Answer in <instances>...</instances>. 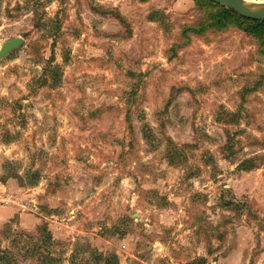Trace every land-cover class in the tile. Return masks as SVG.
I'll return each instance as SVG.
<instances>
[{
  "label": "rangeland",
  "instance_id": "374dc122",
  "mask_svg": "<svg viewBox=\"0 0 264 264\" xmlns=\"http://www.w3.org/2000/svg\"><path fill=\"white\" fill-rule=\"evenodd\" d=\"M201 11L0 0V264H264V58Z\"/></svg>",
  "mask_w": 264,
  "mask_h": 264
},
{
  "label": "trees",
  "instance_id": "16d2710c",
  "mask_svg": "<svg viewBox=\"0 0 264 264\" xmlns=\"http://www.w3.org/2000/svg\"><path fill=\"white\" fill-rule=\"evenodd\" d=\"M196 7L202 9L203 20L195 25H184L181 29V42L176 48H184L192 36L203 37L210 31H221L236 26L245 28L250 36L259 43V57L264 58V21H252L239 16L234 10L227 9L210 0H195ZM205 2H208L206 5Z\"/></svg>",
  "mask_w": 264,
  "mask_h": 264
},
{
  "label": "water",
  "instance_id": "95a60500",
  "mask_svg": "<svg viewBox=\"0 0 264 264\" xmlns=\"http://www.w3.org/2000/svg\"><path fill=\"white\" fill-rule=\"evenodd\" d=\"M227 9L234 10L239 16L252 20L264 21V0H210ZM24 42L23 38H13L5 42L0 48V61L8 57L12 52L18 50ZM134 218L142 222L139 214H134Z\"/></svg>",
  "mask_w": 264,
  "mask_h": 264
},
{
  "label": "bare ground",
  "instance_id": "6f19581e",
  "mask_svg": "<svg viewBox=\"0 0 264 264\" xmlns=\"http://www.w3.org/2000/svg\"><path fill=\"white\" fill-rule=\"evenodd\" d=\"M248 2H250V0H247Z\"/></svg>",
  "mask_w": 264,
  "mask_h": 264
}]
</instances>
